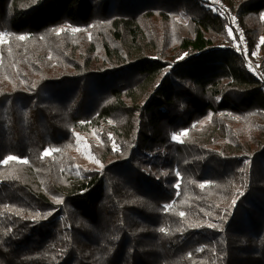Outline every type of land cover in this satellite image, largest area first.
I'll use <instances>...</instances> for the list:
<instances>
[{"label": "trees", "instance_id": "trees-1", "mask_svg": "<svg viewBox=\"0 0 264 264\" xmlns=\"http://www.w3.org/2000/svg\"><path fill=\"white\" fill-rule=\"evenodd\" d=\"M224 1L264 58V0ZM0 34V264H264V72L222 7L0 0Z\"/></svg>", "mask_w": 264, "mask_h": 264}, {"label": "rangeland", "instance_id": "rangeland-1", "mask_svg": "<svg viewBox=\"0 0 264 264\" xmlns=\"http://www.w3.org/2000/svg\"><path fill=\"white\" fill-rule=\"evenodd\" d=\"M211 1L214 2L215 4L219 5V6H222V7H225L223 5H226V10L227 11H232V10H229L227 8V4H226V2L224 0H211ZM230 23H231L232 29L234 31H237V29L235 28L236 26L232 23V21H230ZM242 27H243V25H242ZM243 30H244V35L246 36V38L248 39V42H249V51H248V54H246V55L250 59L254 60V62L257 65V67H259V69L264 72V58H262V52L260 51L259 46H257L255 50H252L251 45H250V40H249V38L247 36V33H246L244 27H243ZM238 34H239L238 35L239 37H238V40H237V45L240 46V47H242L243 37H242V35L239 32H238ZM1 38H2V35L0 34V40H1Z\"/></svg>", "mask_w": 264, "mask_h": 264}, {"label": "built area", "instance_id": "built-area-1", "mask_svg": "<svg viewBox=\"0 0 264 264\" xmlns=\"http://www.w3.org/2000/svg\"><path fill=\"white\" fill-rule=\"evenodd\" d=\"M223 6H225V7H222V6H220V7H222L226 11V13H227V15L229 17V20L232 21V23L236 26V27L235 26L234 27L237 29V31L243 37V40H242V49H243V52L245 54H248V51H249V42H248V39L246 38V36L244 35V30H243L242 25L240 24L239 16L235 12H233V11H227L226 10V5H223ZM248 65H249V69L252 72H257V73L263 75V73H261L259 67H257V65L255 64L254 60L250 59L249 57H248Z\"/></svg>", "mask_w": 264, "mask_h": 264}, {"label": "snow or ice", "instance_id": "snow-or-ice-1", "mask_svg": "<svg viewBox=\"0 0 264 264\" xmlns=\"http://www.w3.org/2000/svg\"><path fill=\"white\" fill-rule=\"evenodd\" d=\"M74 31H79V29H73ZM19 39H21V40H23V39H25V37L24 36H20L19 37ZM187 133H185V135H186ZM174 139H176L177 137H173ZM51 153L50 152H45L44 153V155H50ZM15 159H17L15 156H9L8 157V159L7 160H5L4 161V163H7L8 162V160H15ZM27 161H25V163H26ZM204 185H201V187H203ZM233 203H235V201H233ZM181 215L183 216L184 215V213H181ZM209 227H214V225H208ZM160 231L161 232H163L164 231V229H160Z\"/></svg>", "mask_w": 264, "mask_h": 264}]
</instances>
